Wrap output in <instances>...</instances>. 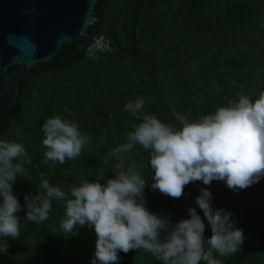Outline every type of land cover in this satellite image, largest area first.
<instances>
[{"label":"trees","instance_id":"16d2710c","mask_svg":"<svg viewBox=\"0 0 264 264\" xmlns=\"http://www.w3.org/2000/svg\"><path fill=\"white\" fill-rule=\"evenodd\" d=\"M102 32L112 51L89 54L86 46L22 80L17 103L0 115V139L22 143L31 159L25 178L13 184L21 220L24 196L37 191L41 175L66 192L81 180L111 176L117 162L112 150L139 122L124 109L129 101L144 97V113L179 126L177 116L196 119L241 94L255 98L264 92V0H112ZM55 114L74 118L90 143L76 159L53 166L43 155L41 127ZM148 161L149 151L136 146L124 164L135 165L150 181ZM201 187L189 183L181 197L172 198L146 185V206L178 221L195 206ZM207 187L213 207L230 210L244 232L238 251L220 258L223 264H264V179L239 191L221 181ZM63 217L64 202L53 201L46 221H22L19 239L9 242L0 264H91L94 231L77 227L68 235L60 227ZM119 256L118 264H159L142 250Z\"/></svg>","mask_w":264,"mask_h":264},{"label":"clouds","instance_id":"9594fccd","mask_svg":"<svg viewBox=\"0 0 264 264\" xmlns=\"http://www.w3.org/2000/svg\"><path fill=\"white\" fill-rule=\"evenodd\" d=\"M145 103L146 98L137 97L124 105L139 122L131 124L125 142L112 150L117 162L110 177L101 173L66 192L41 175L37 191L24 196L23 220L13 184L18 176L25 178V164L31 159L22 143L0 139V255L7 254L11 240L19 239L22 221L40 224L49 218L53 201L64 202V233L72 235L85 226L94 231L91 264H118L119 253L130 250H142L159 264H223L221 257L238 251L244 232L230 210L213 207L207 186L221 181L239 191L264 179V92L255 98L241 94L196 119L177 116L179 126L144 113ZM41 131L45 161L53 166L76 159L90 143L74 118L60 114L47 118ZM136 146L149 151L150 181L135 165L125 167L126 154ZM197 181L204 187L186 218L173 222L147 208L146 185L179 198L186 185ZM205 220L211 230L207 238Z\"/></svg>","mask_w":264,"mask_h":264},{"label":"water","instance_id":"95a60500","mask_svg":"<svg viewBox=\"0 0 264 264\" xmlns=\"http://www.w3.org/2000/svg\"><path fill=\"white\" fill-rule=\"evenodd\" d=\"M112 0H0V115L22 80L53 68L103 36Z\"/></svg>","mask_w":264,"mask_h":264},{"label":"built area","instance_id":"2783aa9c","mask_svg":"<svg viewBox=\"0 0 264 264\" xmlns=\"http://www.w3.org/2000/svg\"><path fill=\"white\" fill-rule=\"evenodd\" d=\"M86 50L89 54H92L97 51H112V47L110 45L109 40L102 36L101 38L97 39L94 43L88 44Z\"/></svg>","mask_w":264,"mask_h":264}]
</instances>
